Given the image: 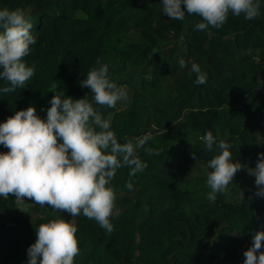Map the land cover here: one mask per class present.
<instances>
[{
    "label": "trees",
    "instance_id": "trees-1",
    "mask_svg": "<svg viewBox=\"0 0 264 264\" xmlns=\"http://www.w3.org/2000/svg\"><path fill=\"white\" fill-rule=\"evenodd\" d=\"M258 2L253 20L230 12L221 27L198 31L199 16L170 20L162 0H0V9L24 12L36 38L24 58L34 75L24 88L0 92V123L29 106L46 120L49 101L62 91L91 101L80 82L99 58L127 92L115 108L99 109L111 115L118 142L148 137L136 149L147 167L132 177L121 167L108 185L116 194L110 233L83 214L0 196V264H27L35 229L53 219L77 228L74 264H244L252 236L264 231V197L255 196L247 171L264 153V0ZM194 63L204 84L189 74ZM3 87L10 85L0 80ZM209 131L231 145L234 163L247 165L215 201L207 199V163L219 150L199 139Z\"/></svg>",
    "mask_w": 264,
    "mask_h": 264
},
{
    "label": "clouds",
    "instance_id": "clouds-1",
    "mask_svg": "<svg viewBox=\"0 0 264 264\" xmlns=\"http://www.w3.org/2000/svg\"><path fill=\"white\" fill-rule=\"evenodd\" d=\"M259 8L258 0H162L163 14L170 20H183L185 12L199 16L202 22L196 24L198 31L221 27L230 12L253 20ZM31 29L22 10L0 9V80L10 85L0 88V92L24 88L34 75V67L24 61L30 46L36 43ZM95 63L97 66L80 82L81 87L90 89L91 101L88 95L73 99L62 91L54 93L49 101L46 120L29 106L0 123V145L8 149L0 153V196L13 195L19 202L25 198L34 200L40 207L47 205L71 217L83 214L110 233L116 194L108 185L121 167L130 168V177L147 167L137 158L136 149L148 137L136 145L118 142L111 130V115L105 118L99 109L115 108L118 102L127 100V92L109 78L107 64L99 58ZM180 67H186L183 59ZM189 74L196 75L197 85L206 82L207 76L198 64H192ZM199 139L208 151L214 145L219 150L207 163L211 170L206 179L211 190L207 199L215 201L218 193L228 192L234 176L247 165L234 163L231 145L224 140L217 142L210 131ZM147 151L149 155H159L152 149ZM247 171L255 178V196L264 197V153L259 154L256 167ZM126 187L132 189L131 181ZM76 232L77 228L65 219L40 224L35 229V243L27 249V264H74L79 254ZM262 247L264 231H257L251 247L243 253L244 264H264Z\"/></svg>",
    "mask_w": 264,
    "mask_h": 264
}]
</instances>
